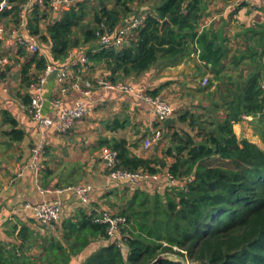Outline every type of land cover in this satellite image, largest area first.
<instances>
[{
	"label": "trees",
	"instance_id": "obj_1",
	"mask_svg": "<svg viewBox=\"0 0 264 264\" xmlns=\"http://www.w3.org/2000/svg\"><path fill=\"white\" fill-rule=\"evenodd\" d=\"M101 1L92 26H82L83 16L72 8L61 20L47 26V34H41L39 25L47 15L36 8L31 32L51 46L56 62L66 60L79 45L78 29L86 42H92L98 39L102 26L104 31L114 33L130 17H137L131 9L136 0H116L112 8ZM162 1L156 9L157 16L148 15L145 26L129 46L91 52L89 60L105 63L113 75L129 77L150 70L160 58L176 60L199 52L200 59L212 65L215 76L208 87L215 86L217 91L209 96L218 98V102L214 98L213 106L217 114L224 111V118H211L196 135L183 129H163L168 147L162 158L137 157L125 140L112 144L111 149L119 154V168L151 175L165 171L178 181L175 186L153 181L127 184L134 194L117 213L127 218L120 234L126 248L119 247L116 238L110 237L107 225L95 222L99 214L82 210L74 219L61 223V234L54 233L38 245L32 244L38 253L30 256L28 247H19L17 260L27 264H152L162 254H173L185 258L186 263L165 259L160 264H264V150L234 132V124L245 117L263 122L261 64L255 63V70L247 78L241 76L232 85L234 89H221V82L231 84L232 79L226 82L219 70L223 68L224 50L210 42L208 33L198 32L204 0ZM8 2L14 5L13 9L0 19L12 15L14 22L19 23L21 5L26 0ZM165 20L170 25L163 28ZM47 67L45 57L32 56L23 66L26 86L29 88ZM151 94L158 96L157 91ZM23 101L30 104V95ZM179 121H190L192 126L195 118L187 113ZM3 123L12 126L11 131L5 132L7 136L13 141L23 140L24 132L8 112L3 113ZM213 160L217 164H211ZM92 249L95 250L90 252Z\"/></svg>",
	"mask_w": 264,
	"mask_h": 264
},
{
	"label": "crops",
	"instance_id": "obj_2",
	"mask_svg": "<svg viewBox=\"0 0 264 264\" xmlns=\"http://www.w3.org/2000/svg\"><path fill=\"white\" fill-rule=\"evenodd\" d=\"M83 1L82 6H79V2L73 8L83 16L82 26H92L94 13L100 10L102 1ZM115 2L105 0L109 8ZM162 2L136 0L131 9L137 16L144 13L157 16L156 9ZM204 5L198 32L208 33L210 42L224 50L221 62L223 68L219 70L226 82L232 79L231 84L221 82V89H234L232 85H236L241 76L247 78L255 70V63L261 64L264 80V0H204ZM36 8L47 15L39 23L41 34H47V26L61 20L65 14L53 13L50 9L46 11L38 4H33L26 11L27 29L21 27V10L19 23L14 22L12 15L1 17L0 26L4 28L6 37H37L42 55L36 56L45 57L48 66L58 68L69 62L78 63L71 69L72 81L66 85V94H62L57 73L49 77L44 89V115L52 119L58 117L60 108L53 105L55 99H60L61 107L65 108L83 101L90 104L92 111L67 134H59L54 129L44 131L31 117L29 103L23 101L25 96L30 95L29 88L23 82V66L34 55L22 46L8 48L6 42L0 40V58L9 59V64L0 66V125L3 126V137H0V264H27L16 259L19 247L24 250L28 247L30 256L38 253L37 249L31 248L32 244L38 245L42 239L54 233L61 234V223L74 219L82 210L100 214L109 210L119 211L125 205L134 189H129L126 183L111 182L101 150L104 147L111 148L115 141L125 140L130 152L137 157L162 158L168 147L165 134L163 140L152 147V153H148L151 148L145 150L143 147V142L152 135L156 125L152 106L143 95L152 96L151 93L157 91L158 96L165 98L174 108L177 124L171 128L187 130L192 135L198 134L200 128L203 131L206 128L204 123L210 122L216 115L213 106L215 96L211 98L209 93L217 89L215 86L208 87L215 74L212 65L200 59L199 52L176 60L160 58L150 70L140 75H113L105 63L89 60L88 54L98 53L101 48L98 40L86 42L83 32L78 29L76 38L79 39V45L71 50L68 59L56 62L51 46L31 32L30 22ZM120 25L124 26L123 23ZM84 57L87 63L81 62ZM204 79L209 80L207 85H203ZM103 80L130 86L134 92L107 89L100 85ZM4 86L9 87L8 92L4 91ZM4 112L17 120L18 129L25 134L23 140L13 141L5 134L12 130V126L3 123ZM187 113L195 118L192 126L190 121H179V117ZM253 120L249 116L234 124V132L238 137V127ZM40 145L44 146V150L38 160V169L35 170L32 164ZM80 185L94 187V202L90 206L84 205L80 197L69 190ZM45 202L61 204L59 229L41 225L33 209L26 208L27 205L37 206ZM93 248L96 249V246Z\"/></svg>",
	"mask_w": 264,
	"mask_h": 264
},
{
	"label": "built area",
	"instance_id": "obj_3",
	"mask_svg": "<svg viewBox=\"0 0 264 264\" xmlns=\"http://www.w3.org/2000/svg\"><path fill=\"white\" fill-rule=\"evenodd\" d=\"M81 1L83 0H26V2L21 6V27L27 29L28 22L26 11L27 9L31 8L33 4H38V6H40L43 10L47 11L50 9L53 13L62 14L71 10ZM13 6L14 5L9 3L8 0L2 1L0 3V16L3 13L12 10ZM148 15L149 14L144 13L133 18L114 33L104 31V27L102 26V28L97 32L99 47L101 49L107 50H120L126 46H129L132 39L137 36L139 30L145 26ZM0 40L5 41L8 48L15 49L18 48V46H22L25 47L31 55H42L40 43L37 37L33 35L7 38L4 28L0 26ZM81 62L87 63V58L84 57ZM6 64H9V59L7 57H1L0 66L2 67ZM77 64L78 63L73 61L58 68L48 66L43 74L33 81L29 86V112L33 120L36 121L44 131L54 129V131L59 134H67L72 129H74L79 121L88 117L92 111L90 104L83 101H78L71 108H65L61 107L60 99H55L53 101V105L60 108L58 117L56 119H52L46 117L43 112L46 103L44 89L49 77L56 72L58 81L62 84V94H66L68 91V86L66 85L72 81L71 69ZM208 82V79H204L203 85H207ZM100 85L107 89L121 90L126 93L134 92V89L130 86L112 84L104 80L100 81ZM76 86L77 85H74V87ZM4 91L8 92L9 87L4 86ZM142 97L152 106L153 117L156 123L152 135L145 140L143 145L144 149L148 150L162 141L164 122L169 119H174L175 111L172 105L162 96L143 95ZM43 150L44 146L40 145L35 151L34 163L32 164V168L35 170L38 169V160ZM101 157L108 170V177L113 183L137 185L142 181H153L159 185H177L178 181L165 171L161 174L151 175L145 171L129 172L119 168V154L117 151L111 148L104 147L101 150ZM69 190L77 194L84 205L90 206L94 202V187L91 185L75 186L69 188ZM26 208L33 209L36 219L41 225L49 227L53 230L59 229L62 219V206L60 203L45 202L37 206L27 205ZM95 222L107 225L110 237L116 238V244L119 247L126 248L122 241V235H120L122 229H124L127 225L126 217L120 216L117 213L111 211H103L95 218Z\"/></svg>",
	"mask_w": 264,
	"mask_h": 264
},
{
	"label": "rangeland",
	"instance_id": "obj_4",
	"mask_svg": "<svg viewBox=\"0 0 264 264\" xmlns=\"http://www.w3.org/2000/svg\"><path fill=\"white\" fill-rule=\"evenodd\" d=\"M14 92H16V89H14ZM219 115H221V116H219ZM224 116H225L224 111L223 112H220V114H217L216 113V115H215V117L219 118V120L220 119L222 120V118H224ZM2 128H3V126L0 125V137H3V135H2ZM238 133H239V138L240 139H244V138L249 139L253 143H256L257 145H259V147H261L264 150V118H263V122L260 121V120L254 119L252 122L246 123L245 126L238 127ZM144 142H143V145H144ZM153 151H154V148H151L148 151V153H152ZM210 162H211V164H214V165L217 164V162L214 161V160L213 161H210ZM210 162H209V164H210ZM133 194H134V192H132V194L130 195V197ZM171 196L174 197L173 196V193H171ZM124 202H126V201H124ZM109 211L114 212V213H119V211H114V210H109ZM175 257L180 262L186 263V259L183 258L182 256L175 255Z\"/></svg>",
	"mask_w": 264,
	"mask_h": 264
},
{
	"label": "water",
	"instance_id": "obj_5",
	"mask_svg": "<svg viewBox=\"0 0 264 264\" xmlns=\"http://www.w3.org/2000/svg\"><path fill=\"white\" fill-rule=\"evenodd\" d=\"M170 25L169 21L168 20H165L163 22V28H165L166 26ZM176 121L174 119H169V120H166L164 122V130H168L170 127L172 126H176ZM165 259H171V260H175V261H179L175 255H172V254H162L160 255L155 261L152 262V264H160L163 260Z\"/></svg>",
	"mask_w": 264,
	"mask_h": 264
}]
</instances>
